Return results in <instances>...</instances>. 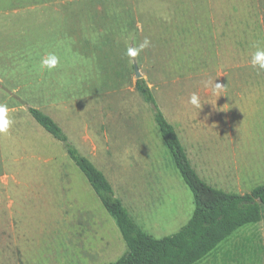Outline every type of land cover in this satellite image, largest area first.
<instances>
[{"label":"rangeland","instance_id":"374dc122","mask_svg":"<svg viewBox=\"0 0 264 264\" xmlns=\"http://www.w3.org/2000/svg\"><path fill=\"white\" fill-rule=\"evenodd\" d=\"M135 67L185 153L192 142L202 181L233 194L227 176L237 172L239 191L264 184V0H0V188L46 190L55 206L32 209L27 195L13 212L1 206L19 221L0 228V264H109L126 252L64 145L28 108L60 126L145 233L160 239L189 220L192 194ZM246 239L259 251L243 264H264V220L200 264H223Z\"/></svg>","mask_w":264,"mask_h":264},{"label":"trees","instance_id":"16d2710c","mask_svg":"<svg viewBox=\"0 0 264 264\" xmlns=\"http://www.w3.org/2000/svg\"><path fill=\"white\" fill-rule=\"evenodd\" d=\"M135 87L151 106L163 145L191 192L194 205L186 224L173 235L160 239L151 237L136 224L121 200L115 197L104 174L89 159L79 154L50 116L35 108H28V113L39 126L64 145L68 157L114 220L126 245V252L109 264H200L238 230L264 220V184L243 195L227 193L207 185L192 169L173 126L159 110L145 81L137 79ZM257 251L259 247L246 239L240 246L233 247V254H225L223 264H243L245 257L251 259Z\"/></svg>","mask_w":264,"mask_h":264},{"label":"crops","instance_id":"0c3cea01","mask_svg":"<svg viewBox=\"0 0 264 264\" xmlns=\"http://www.w3.org/2000/svg\"><path fill=\"white\" fill-rule=\"evenodd\" d=\"M187 149H188V152L186 153V156H187V159H188L190 165H191V162L192 161L193 162H198V161H196V157L200 158V156L198 154L197 155L195 154L194 149H193L192 142L190 143V145H188V148ZM196 166L201 171V168H200L201 165L196 163ZM192 169H193V167H192ZM238 175L239 174L237 172V173H235L232 176H227V179L229 180L227 182V185H229V187H232V186L236 187L237 193H235V194L243 195V194H246L247 192L239 191L238 188H241L242 187V185L244 184L245 180L242 182L241 181L242 179ZM9 188L10 187H8V189L6 188L5 190H3L2 188H0V208H1V206H4L5 209H7L9 212H13L14 209L15 210L17 209V205H18V203L16 202L17 199H14V197L15 198H18V197H21L22 195H27V196L30 197L29 201H31L30 202L31 203L30 207L32 209L34 208V206H36L37 209H45L46 212L48 211L49 208L51 210H54V207H55L54 206V202L49 198L48 194H46L47 193L46 190L34 189V188L22 189V188H17V187L11 188L12 190H9ZM43 191L46 194V198L43 197V195H44ZM42 193H43V195H42ZM2 196L4 197V202H5V204H3V205H2V201L3 200L1 199ZM55 211H58V210L56 209ZM18 221H19L18 219L17 220H14L13 218L3 219L1 217V215H0V228L1 227L8 226L11 229V231L13 230V232H14L15 225H16V223ZM0 232H1V229H0ZM10 241H11V239H10Z\"/></svg>","mask_w":264,"mask_h":264},{"label":"water","instance_id":"95a60500","mask_svg":"<svg viewBox=\"0 0 264 264\" xmlns=\"http://www.w3.org/2000/svg\"><path fill=\"white\" fill-rule=\"evenodd\" d=\"M134 72H135V78L136 79H141V75H140V73H139V71H138V69L136 67L134 68Z\"/></svg>","mask_w":264,"mask_h":264}]
</instances>
